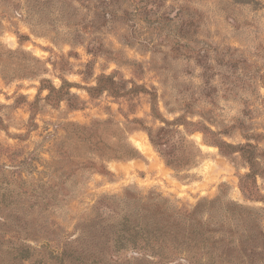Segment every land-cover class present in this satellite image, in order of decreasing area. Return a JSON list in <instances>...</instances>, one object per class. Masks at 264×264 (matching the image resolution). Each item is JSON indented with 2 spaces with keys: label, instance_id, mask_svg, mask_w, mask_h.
<instances>
[{
  "label": "rangeland",
  "instance_id": "374dc122",
  "mask_svg": "<svg viewBox=\"0 0 264 264\" xmlns=\"http://www.w3.org/2000/svg\"><path fill=\"white\" fill-rule=\"evenodd\" d=\"M16 263L264 264V0H0Z\"/></svg>",
  "mask_w": 264,
  "mask_h": 264
},
{
  "label": "trees",
  "instance_id": "16d2710c",
  "mask_svg": "<svg viewBox=\"0 0 264 264\" xmlns=\"http://www.w3.org/2000/svg\"><path fill=\"white\" fill-rule=\"evenodd\" d=\"M100 88H101V87H99V86L96 87V88H92V89H90V93L93 92V91L98 92V91L100 90ZM101 90H102V89H101ZM20 250L23 251V250H25V249H20ZM12 256H13V259H15V260L17 259V256L14 257V253L11 255V257H12ZM11 257H10V258H11ZM24 258H25V257H23V259H24ZM24 260H25V259H24ZM16 264H18V263H16Z\"/></svg>",
  "mask_w": 264,
  "mask_h": 264
},
{
  "label": "bare ground",
  "instance_id": "6f19581e",
  "mask_svg": "<svg viewBox=\"0 0 264 264\" xmlns=\"http://www.w3.org/2000/svg\"><path fill=\"white\" fill-rule=\"evenodd\" d=\"M141 147H143V146L141 145Z\"/></svg>",
  "mask_w": 264,
  "mask_h": 264
}]
</instances>
